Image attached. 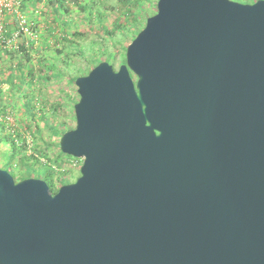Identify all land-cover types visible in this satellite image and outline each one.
I'll return each mask as SVG.
<instances>
[{
  "label": "water",
  "instance_id": "1",
  "mask_svg": "<svg viewBox=\"0 0 264 264\" xmlns=\"http://www.w3.org/2000/svg\"><path fill=\"white\" fill-rule=\"evenodd\" d=\"M76 86L81 176L0 168V264H264V0H158Z\"/></svg>",
  "mask_w": 264,
  "mask_h": 264
},
{
  "label": "rangeland",
  "instance_id": "2",
  "mask_svg": "<svg viewBox=\"0 0 264 264\" xmlns=\"http://www.w3.org/2000/svg\"><path fill=\"white\" fill-rule=\"evenodd\" d=\"M49 1L0 0V105L10 106L6 120L9 131L26 139L28 154H36L34 148L38 146L39 151L55 161L60 155V140L51 131V124L57 128L62 124L68 128L76 126L74 107L80 96L73 80L88 75L94 68L89 61L92 56L104 60L112 55L109 61H104L119 70L125 64L126 47L133 35L125 37L115 33L108 36L101 31L102 25L107 30L114 29L122 11L119 0H99L100 6L93 9L73 0H53L51 4ZM240 1L253 4L255 0ZM157 2H144L146 14L141 17L140 28H144L147 19L154 15ZM16 20L28 37L27 54L21 52ZM5 31L10 32L8 36ZM20 66L23 67L22 75ZM42 116L45 122L41 121ZM32 125L34 131L38 128L35 133L29 131ZM1 148L6 151L9 147L2 145ZM16 163L19 164V160ZM82 165L83 160L66 161L58 169L69 170L68 178L73 183L81 176ZM3 167L4 163L0 162V168ZM35 178L42 179L40 175Z\"/></svg>",
  "mask_w": 264,
  "mask_h": 264
},
{
  "label": "trees",
  "instance_id": "3",
  "mask_svg": "<svg viewBox=\"0 0 264 264\" xmlns=\"http://www.w3.org/2000/svg\"><path fill=\"white\" fill-rule=\"evenodd\" d=\"M73 1L74 3H79V5L80 2H83L91 9L95 8L96 6L99 7L101 4L99 0H73ZM145 1L146 0H119V2L121 3L122 11L119 17L116 19L117 22L115 23L114 29L107 30L105 26L102 25L101 31H103L108 36H113L115 33H119L120 35L127 37L130 36V34L132 33L131 35H133L132 36V41H133L137 37V35L144 29L139 27L140 26L139 23L141 17L146 14V10L144 7ZM234 1L244 3L243 1L240 0H234ZM256 1L258 0H255L253 3H255ZM59 2L57 1V3ZM49 3L50 4L53 3V0H50ZM24 5H25V1H23V6ZM60 6L65 8L63 5ZM156 12H157V4L154 15L156 14ZM15 25H16V30L18 31V37L22 41L21 52L27 54L29 50L28 40H27L28 37L19 20H16ZM4 33L5 35L8 36L10 32L5 31ZM65 41L70 42L69 39H66ZM60 43L62 44V42L58 41V44ZM72 44H74V42H72ZM77 48L80 49L81 48L80 45H78ZM105 54H103L104 57ZM110 57L113 56L109 55V57L107 59L105 57L104 60L109 61ZM104 60L103 59L98 60L97 56H92L89 61L94 64V68H95L98 64L104 62ZM124 63H126V60L124 61ZM20 67H21L20 75H22L23 67L22 66ZM29 73L31 76L33 75L32 67L30 68ZM76 80L77 78L73 80L74 83H76ZM8 108H10V106H6L3 104L0 105V153H2V160L0 159V162L4 163L3 169L9 171L17 182L33 177L35 178L36 175H40V177L49 184L53 193H57V191L62 186L67 185L71 182L68 178L69 170L62 172L58 168L62 167L63 162L64 163L66 161L79 162L80 160L74 159L70 156L63 154L60 149V144L58 145L60 149V155L56 158L55 161L52 160L50 156H48V154L39 151L38 146L34 148L36 154L34 153L28 154V144H27L28 142L26 141V139L22 138L20 134H18V136H14L15 131L13 133L9 131V125L8 122L6 121L9 115ZM45 120H46L45 116H42L41 121L45 122ZM33 128H34L33 125L29 126V131L32 133L38 131L37 127L35 131L33 130ZM51 129H52L51 131L59 137V140H61L62 136L66 132H69L74 128H68L66 124H62L60 125L59 128H57L55 127L54 124H51ZM2 145L8 146L9 148L6 151H4L1 148ZM16 160H19V164L16 163ZM16 172H19V174H17Z\"/></svg>",
  "mask_w": 264,
  "mask_h": 264
}]
</instances>
